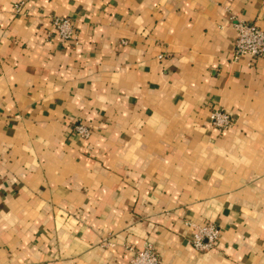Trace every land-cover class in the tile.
<instances>
[{
  "label": "crops",
  "instance_id": "crops-1",
  "mask_svg": "<svg viewBox=\"0 0 264 264\" xmlns=\"http://www.w3.org/2000/svg\"><path fill=\"white\" fill-rule=\"evenodd\" d=\"M238 21L264 29V0H0V264H130L148 243L264 264V59L234 60ZM209 222L198 252L188 223Z\"/></svg>",
  "mask_w": 264,
  "mask_h": 264
},
{
  "label": "built area",
  "instance_id": "built-area-1",
  "mask_svg": "<svg viewBox=\"0 0 264 264\" xmlns=\"http://www.w3.org/2000/svg\"><path fill=\"white\" fill-rule=\"evenodd\" d=\"M17 12L24 10V4L15 5ZM52 26L62 44H69L77 40L78 32L68 17H57L52 21ZM236 40L234 48V60L239 61L242 57H249L251 64L256 60L264 59V29L253 23L238 21L234 23ZM211 124L221 132L227 131L233 126L232 116L225 109H216L211 116ZM73 132L80 138L86 140L92 134V127L78 122ZM195 228L191 238V245L198 252L211 251L220 239L221 229L213 222L203 225L188 223ZM133 257L130 264H162V258L158 250L150 243L141 249L131 250Z\"/></svg>",
  "mask_w": 264,
  "mask_h": 264
}]
</instances>
